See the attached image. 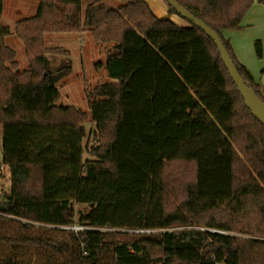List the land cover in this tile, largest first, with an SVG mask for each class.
<instances>
[{"label": "trees", "instance_id": "16d2710c", "mask_svg": "<svg viewBox=\"0 0 264 264\" xmlns=\"http://www.w3.org/2000/svg\"><path fill=\"white\" fill-rule=\"evenodd\" d=\"M118 1L95 0L82 15L81 0H40L13 30L0 21V162L9 173L0 264H264V125L203 29L159 17L146 0ZM177 1L219 34L264 103L222 34L264 0ZM85 31L113 43L109 80L89 101L86 158L85 113L57 104L70 53L44 43L48 32ZM10 34L25 46L24 71ZM255 49L262 56L259 40ZM75 204L88 207L78 221ZM77 223L85 228H62Z\"/></svg>", "mask_w": 264, "mask_h": 264}, {"label": "rangeland", "instance_id": "374dc122", "mask_svg": "<svg viewBox=\"0 0 264 264\" xmlns=\"http://www.w3.org/2000/svg\"><path fill=\"white\" fill-rule=\"evenodd\" d=\"M8 0L7 6L3 8L2 16L0 21L3 25L9 26L12 30L14 29L15 23L23 18L33 16L39 5L40 0H29L31 3H35V9L33 13L21 12L16 4H10ZM95 0H81V11L84 15L85 8L88 4ZM108 4L109 6L116 7L121 4L118 0H101ZM152 9L157 10L159 7L164 8L166 5L164 0H146ZM1 12V13H2ZM166 14V13H165ZM169 14V13H168ZM170 15V14H169ZM162 16V15H161ZM175 20L181 24H186L187 20L184 18H178L176 15ZM7 37L11 47L17 50V60L20 65L19 71H24L28 69V60L26 56V51L21 49L23 44L22 40L16 34H10ZM46 45L48 47L59 46L67 49L70 53V66L71 72L67 77L58 83V89L60 91V97L57 104H67L72 105L78 110L85 113V122L83 124V129L85 132V137L83 138V145L86 150L84 157H89L88 147L95 143L94 133L95 125L92 122V116L89 106L90 98H92V89L94 86L100 82H106L109 80L107 70L104 63L107 58V51L111 49L113 43H103L94 40L92 35L84 36L82 38L74 33L66 32H50L46 37ZM55 61H58L56 57ZM101 62L103 67H98L96 64ZM264 82V80H263ZM0 141H1V128H0ZM2 143V142H1ZM1 157V150H0ZM9 187V173L6 167H3L0 162V193L7 190ZM75 219L78 218L81 213H86L88 207L84 204H75ZM0 215L4 213L0 212ZM80 228V225L74 227ZM70 229V228H65ZM78 229V228H77ZM161 232V231H156Z\"/></svg>", "mask_w": 264, "mask_h": 264}, {"label": "crops", "instance_id": "0c3cea01", "mask_svg": "<svg viewBox=\"0 0 264 264\" xmlns=\"http://www.w3.org/2000/svg\"><path fill=\"white\" fill-rule=\"evenodd\" d=\"M7 2L8 0H4V4H6V6ZM9 2L10 4H16L20 11L24 13H33L36 5L35 3H31L29 0H10ZM4 7L5 5L3 6V8ZM155 12L159 17L175 20V16L169 15L168 12L162 7H159V9L155 10ZM2 14L3 12L1 13V16ZM241 25L242 26L238 29L224 30L222 34L231 43L238 61L248 69L254 80L259 83L264 90V5L257 2L253 3L244 16ZM49 33L50 32L44 35L45 45L46 37ZM76 33L79 34V36H81L82 38H84V36H87V34H89L90 36L92 35L89 31ZM8 38L9 37L5 38V42L8 46H10ZM256 40H259L262 45V56L260 57L256 54ZM13 49L17 53V50L15 48ZM21 49L23 51L25 50L24 44L21 45ZM0 150L2 151L1 141Z\"/></svg>", "mask_w": 264, "mask_h": 264}, {"label": "water", "instance_id": "95a60500", "mask_svg": "<svg viewBox=\"0 0 264 264\" xmlns=\"http://www.w3.org/2000/svg\"><path fill=\"white\" fill-rule=\"evenodd\" d=\"M184 19L193 22L196 26L203 29L216 43L226 68L236 83L241 95L243 96L247 107L253 115L264 125V103L257 96L255 91L249 88L241 75L239 74L233 60L227 52L219 34L209 27L205 22L196 17L187 8L181 5L177 0H166ZM0 212L6 213V207L0 206Z\"/></svg>", "mask_w": 264, "mask_h": 264}, {"label": "built area", "instance_id": "2783aa9c", "mask_svg": "<svg viewBox=\"0 0 264 264\" xmlns=\"http://www.w3.org/2000/svg\"><path fill=\"white\" fill-rule=\"evenodd\" d=\"M75 227V226H74ZM74 227H65V226H62V228H70V229H74V230H77V228L78 229H84L85 227H83V226H80V228L79 227H76V229L74 228Z\"/></svg>", "mask_w": 264, "mask_h": 264}]
</instances>
